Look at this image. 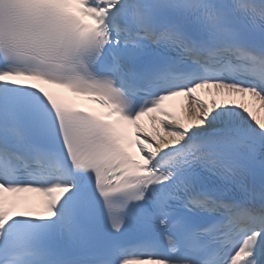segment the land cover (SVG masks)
I'll return each instance as SVG.
<instances>
[{
	"label": "snow or ice",
	"instance_id": "6c2138e0",
	"mask_svg": "<svg viewBox=\"0 0 264 264\" xmlns=\"http://www.w3.org/2000/svg\"><path fill=\"white\" fill-rule=\"evenodd\" d=\"M249 96L264 109V0H0V264H264ZM25 192L40 210L5 197Z\"/></svg>",
	"mask_w": 264,
	"mask_h": 264
}]
</instances>
